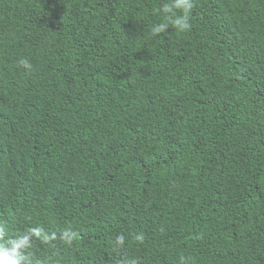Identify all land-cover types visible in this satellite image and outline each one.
I'll use <instances>...</instances> for the list:
<instances>
[{
  "label": "trees",
  "instance_id": "16d2710c",
  "mask_svg": "<svg viewBox=\"0 0 264 264\" xmlns=\"http://www.w3.org/2000/svg\"><path fill=\"white\" fill-rule=\"evenodd\" d=\"M162 2L0 0V225L55 233L35 259L264 264V0L152 36Z\"/></svg>",
  "mask_w": 264,
  "mask_h": 264
},
{
  "label": "clouds",
  "instance_id": "9594fccd",
  "mask_svg": "<svg viewBox=\"0 0 264 264\" xmlns=\"http://www.w3.org/2000/svg\"><path fill=\"white\" fill-rule=\"evenodd\" d=\"M194 6V0H163L160 7L155 11L158 15H162L164 19L162 22L150 27V34L158 36L165 33L170 26L179 33L190 31ZM18 66L26 71H31L33 68L31 62L26 58H21L18 61ZM15 235L17 238L15 240L11 239L9 232L5 230L4 226L0 225V264H24L25 261L32 264L33 260L34 264H52V257L35 259L32 249L38 241L43 243L55 241L57 239L55 233H47L43 227L33 226L28 229L27 235H22L20 232ZM62 235L64 237H75L76 232L65 229ZM124 242L125 237L123 235L117 237V247H122ZM7 244H11V247H6ZM51 246L55 247L54 244ZM22 249L27 255L21 251ZM122 264H139V260L135 257H127L122 260Z\"/></svg>",
  "mask_w": 264,
  "mask_h": 264
}]
</instances>
